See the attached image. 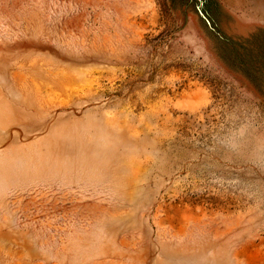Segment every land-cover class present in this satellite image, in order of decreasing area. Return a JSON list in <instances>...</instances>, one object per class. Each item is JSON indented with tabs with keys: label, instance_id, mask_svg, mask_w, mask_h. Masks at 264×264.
Wrapping results in <instances>:
<instances>
[{
	"label": "rangeland",
	"instance_id": "1",
	"mask_svg": "<svg viewBox=\"0 0 264 264\" xmlns=\"http://www.w3.org/2000/svg\"><path fill=\"white\" fill-rule=\"evenodd\" d=\"M0 264H264V0H0Z\"/></svg>",
	"mask_w": 264,
	"mask_h": 264
}]
</instances>
